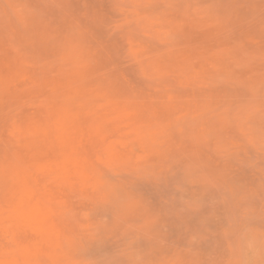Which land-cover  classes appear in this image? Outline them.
Segmentation results:
<instances>
[{
  "label": "rangeland",
  "instance_id": "rangeland-1",
  "mask_svg": "<svg viewBox=\"0 0 264 264\" xmlns=\"http://www.w3.org/2000/svg\"><path fill=\"white\" fill-rule=\"evenodd\" d=\"M86 260L264 264V0H0V264Z\"/></svg>",
  "mask_w": 264,
  "mask_h": 264
},
{
  "label": "snow or ice",
  "instance_id": "snow-or-ice-1",
  "mask_svg": "<svg viewBox=\"0 0 264 264\" xmlns=\"http://www.w3.org/2000/svg\"><path fill=\"white\" fill-rule=\"evenodd\" d=\"M131 206V205H130ZM80 264H91V261H83V262H80Z\"/></svg>",
  "mask_w": 264,
  "mask_h": 264
}]
</instances>
